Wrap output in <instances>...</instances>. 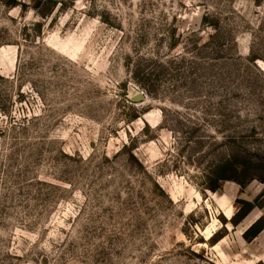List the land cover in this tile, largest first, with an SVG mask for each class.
<instances>
[{
	"label": "rangeland",
	"instance_id": "obj_1",
	"mask_svg": "<svg viewBox=\"0 0 264 264\" xmlns=\"http://www.w3.org/2000/svg\"><path fill=\"white\" fill-rule=\"evenodd\" d=\"M0 0V264H264V0ZM232 160L242 187L216 166ZM236 222V223H235Z\"/></svg>",
	"mask_w": 264,
	"mask_h": 264
},
{
	"label": "trees",
	"instance_id": "obj_2",
	"mask_svg": "<svg viewBox=\"0 0 264 264\" xmlns=\"http://www.w3.org/2000/svg\"><path fill=\"white\" fill-rule=\"evenodd\" d=\"M6 4L10 6H17L21 5L24 6L23 3L19 2L20 0H4ZM216 170L218 171L215 174V177L213 179V183L209 185V189L211 191H217L220 188V183L224 180H233L237 182L242 187L245 186L246 182L241 180V177L237 175L236 173H242V171L245 170L243 167H238L236 164L232 162V160H227L224 162L219 163L216 166ZM250 178L247 179V182L254 179L259 178L264 183V177L260 178L256 174H253L252 176H249ZM240 203V208L238 212L235 214L236 222L242 221L247 215L255 208L260 207L264 208V191L261 195L257 196L253 201H246V200H240L238 201ZM235 222V223H236ZM264 230V214H262L260 217H258L243 233L244 238L247 241H252L255 239L262 231Z\"/></svg>",
	"mask_w": 264,
	"mask_h": 264
}]
</instances>
